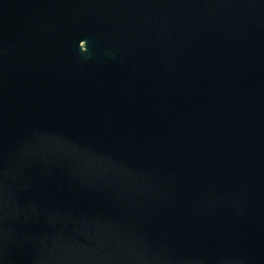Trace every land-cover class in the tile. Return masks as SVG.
<instances>
[{
    "label": "water",
    "instance_id": "1",
    "mask_svg": "<svg viewBox=\"0 0 264 264\" xmlns=\"http://www.w3.org/2000/svg\"><path fill=\"white\" fill-rule=\"evenodd\" d=\"M0 264H264V0H0Z\"/></svg>",
    "mask_w": 264,
    "mask_h": 264
}]
</instances>
